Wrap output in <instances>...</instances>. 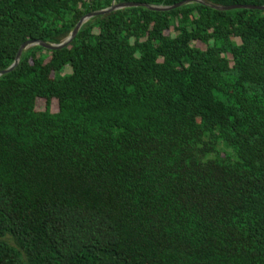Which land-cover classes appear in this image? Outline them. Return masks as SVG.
<instances>
[{"label": "trees", "instance_id": "trees-1", "mask_svg": "<svg viewBox=\"0 0 264 264\" xmlns=\"http://www.w3.org/2000/svg\"><path fill=\"white\" fill-rule=\"evenodd\" d=\"M114 1L184 0H0V71ZM0 264H264V10L128 7L26 49L0 77Z\"/></svg>", "mask_w": 264, "mask_h": 264}, {"label": "water", "instance_id": "water-1", "mask_svg": "<svg viewBox=\"0 0 264 264\" xmlns=\"http://www.w3.org/2000/svg\"><path fill=\"white\" fill-rule=\"evenodd\" d=\"M194 2H198V3H202L205 4L209 7H212L214 9L220 10V11H229V10H234V9H257V10H264V5L260 6V5H241V4H236V5H216L213 3H210L208 1L205 0H184L181 1L177 4L174 5H151L148 3H138V2H122V3H117L116 1L113 2V4L106 9H102V10H98V11H93L91 13L86 14L85 16H83L80 21L78 22V24L76 25V27L74 28V30L72 31V33L70 34V36L63 41L62 43H48L45 42L43 40H29L27 42H25L18 54L17 57L14 61V63L7 69L1 70L0 71V77L8 74L10 72H12L19 64L22 53L35 45H40L46 49L49 50H59V49H63L65 47H67L68 45H70L72 43V41L75 39V37L78 35L80 29L82 28V26L89 21L90 19H92L93 17L99 16V15H104L119 9H124V8H128V7H138V6H143L146 7L150 10H154V11H170L179 7H182L184 5L190 4V3H194Z\"/></svg>", "mask_w": 264, "mask_h": 264}, {"label": "rangeland", "instance_id": "rangeland-1", "mask_svg": "<svg viewBox=\"0 0 264 264\" xmlns=\"http://www.w3.org/2000/svg\"><path fill=\"white\" fill-rule=\"evenodd\" d=\"M195 45L198 46V47H205V46H204L203 44H201V43H195ZM66 71H67V72H70L71 69L68 67ZM44 108H45V104H44V102H43V101H40V102L38 103V109L42 110V109H44ZM53 108H54V110H57L58 107H57V103H56V102L54 103ZM3 240H6V241L10 242L11 244H13L14 246L17 247V245H16L14 239H13L11 236H6V237L3 238Z\"/></svg>", "mask_w": 264, "mask_h": 264}]
</instances>
